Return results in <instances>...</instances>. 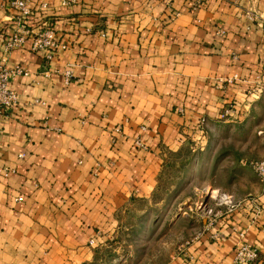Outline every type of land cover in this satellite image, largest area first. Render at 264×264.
I'll list each match as a JSON object with an SVG mask.
<instances>
[{
  "label": "crops",
  "instance_id": "0c3cea01",
  "mask_svg": "<svg viewBox=\"0 0 264 264\" xmlns=\"http://www.w3.org/2000/svg\"><path fill=\"white\" fill-rule=\"evenodd\" d=\"M71 1L31 0L28 19L49 24L64 51L7 57L29 75L11 79L17 103L1 123L0 264H92L125 216L159 204L166 168L199 143V125L207 144L220 126L254 136L251 156L264 159V0ZM14 26L0 0V39ZM229 105L248 110L219 120ZM4 168L15 173L5 178ZM231 175L242 187L218 189L239 206L218 218L214 238L202 234L165 264H235L242 244L264 264V178Z\"/></svg>",
  "mask_w": 264,
  "mask_h": 264
},
{
  "label": "rangeland",
  "instance_id": "374dc122",
  "mask_svg": "<svg viewBox=\"0 0 264 264\" xmlns=\"http://www.w3.org/2000/svg\"><path fill=\"white\" fill-rule=\"evenodd\" d=\"M222 122L217 126L224 125ZM222 127H216L210 144L205 139L202 147L192 145L197 157L188 146L187 157L171 161L154 199L159 204L152 203L146 209L138 206L125 216L119 236L110 248L98 253L92 264H165L195 240L204 228L202 218L215 209L209 192L216 198L220 189L241 188L231 173H242L248 181L255 174L250 166L254 161V136L244 137L237 128H232V134H224ZM212 154L215 158L210 163ZM140 210L145 211L138 214Z\"/></svg>",
  "mask_w": 264,
  "mask_h": 264
},
{
  "label": "built area",
  "instance_id": "2783aa9c",
  "mask_svg": "<svg viewBox=\"0 0 264 264\" xmlns=\"http://www.w3.org/2000/svg\"><path fill=\"white\" fill-rule=\"evenodd\" d=\"M2 1L9 10L15 13V26L7 32L6 36L0 39V130L2 120L7 119L10 116V111L17 103L16 93L9 88L11 79L15 76L29 75V72L21 66L7 68L6 63L8 55L14 50L27 48L31 52L43 53L45 59L48 61L51 59L53 52L64 51L67 48L66 44L59 41L54 29L46 22H43L36 27L29 26L28 19L33 13L31 0ZM72 2H74V0L70 3ZM64 4L69 3L64 2ZM47 7L46 3H41L38 9L44 11ZM248 18L251 21L256 20L255 15L249 16ZM216 34L223 36L225 33L222 29H218ZM235 58L236 56L233 55L232 59ZM42 74L45 77H49V72L47 70H43ZM61 75L63 77V84L68 86L72 80L71 71L65 70ZM238 79V75L234 74L231 77L219 79L217 81V86L232 85ZM259 89L264 91V84H261ZM247 110L248 108L241 111L229 105L220 113L219 120H240L243 117L242 112H247ZM140 129L141 131H144L145 127H140ZM198 131L200 133V139L199 143L196 145L202 147L205 143V137L201 125L198 126ZM113 132L120 133V128L118 126L115 127ZM261 135L264 137V133H261ZM134 145L137 148H144V144L140 137L134 140ZM22 156L23 155H20L19 157ZM250 166L257 177L261 179L264 178V159L253 161L250 163ZM14 173L15 170L13 168L3 169V176L5 178ZM210 198L214 201L215 209H210L208 211L203 231L195 238V240L204 233H210V237L214 238L215 234L211 231L218 218L225 214L232 213L239 206V203L234 201L232 196L221 193L220 191L218 197L212 198L210 195ZM88 245L93 246L94 241L90 240ZM233 260L235 264H254L259 260V254L251 245L242 244L235 250Z\"/></svg>",
  "mask_w": 264,
  "mask_h": 264
},
{
  "label": "bare ground",
  "instance_id": "6f19581e",
  "mask_svg": "<svg viewBox=\"0 0 264 264\" xmlns=\"http://www.w3.org/2000/svg\"><path fill=\"white\" fill-rule=\"evenodd\" d=\"M212 192V191H211ZM211 192H209L210 193V195H211Z\"/></svg>",
  "mask_w": 264,
  "mask_h": 264
}]
</instances>
